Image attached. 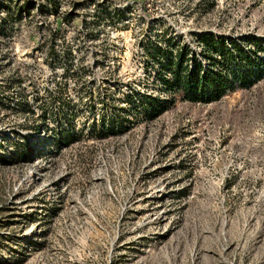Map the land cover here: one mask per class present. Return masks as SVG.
Wrapping results in <instances>:
<instances>
[{
	"label": "rangeland",
	"instance_id": "374dc122",
	"mask_svg": "<svg viewBox=\"0 0 264 264\" xmlns=\"http://www.w3.org/2000/svg\"><path fill=\"white\" fill-rule=\"evenodd\" d=\"M202 32L253 50L264 0H0V264H264V77L163 82Z\"/></svg>",
	"mask_w": 264,
	"mask_h": 264
},
{
	"label": "trees",
	"instance_id": "16d2710c",
	"mask_svg": "<svg viewBox=\"0 0 264 264\" xmlns=\"http://www.w3.org/2000/svg\"><path fill=\"white\" fill-rule=\"evenodd\" d=\"M199 39L205 45L203 58L185 43L156 48L169 71V76L163 78L168 98L212 102L238 88H249L264 77V56L258 55V50H264V40L254 38L256 46L248 50L208 32L200 33ZM166 102L145 96L137 106V113L153 118L168 108ZM64 137V142L69 143L73 135L67 132Z\"/></svg>",
	"mask_w": 264,
	"mask_h": 264
}]
</instances>
